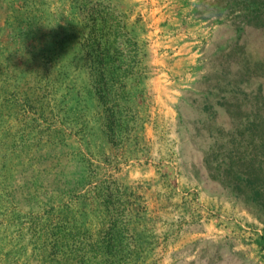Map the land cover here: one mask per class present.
I'll list each match as a JSON object with an SVG mask.
<instances>
[{"label":"rangeland","instance_id":"374dc122","mask_svg":"<svg viewBox=\"0 0 264 264\" xmlns=\"http://www.w3.org/2000/svg\"><path fill=\"white\" fill-rule=\"evenodd\" d=\"M100 2L138 43L115 144L79 47ZM262 21L264 0H0V264H264Z\"/></svg>","mask_w":264,"mask_h":264},{"label":"trees","instance_id":"16d2710c","mask_svg":"<svg viewBox=\"0 0 264 264\" xmlns=\"http://www.w3.org/2000/svg\"><path fill=\"white\" fill-rule=\"evenodd\" d=\"M79 14L85 18L86 33L81 36L79 47L87 83L95 91L107 119L109 140L115 144L122 132H128L126 128L134 119L131 109L122 104L121 93L126 88L127 79L135 73L138 43L128 17L109 4L93 3L81 8ZM263 26L262 21L259 28ZM89 254V258L80 255V264H85V259L90 264L109 261L96 259L98 254Z\"/></svg>","mask_w":264,"mask_h":264}]
</instances>
